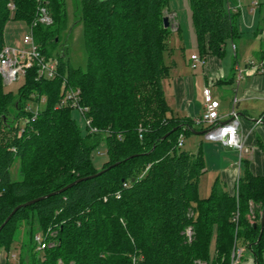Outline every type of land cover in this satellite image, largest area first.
<instances>
[{
    "label": "trees",
    "instance_id": "obj_1",
    "mask_svg": "<svg viewBox=\"0 0 264 264\" xmlns=\"http://www.w3.org/2000/svg\"><path fill=\"white\" fill-rule=\"evenodd\" d=\"M43 1L52 24L37 23L32 33L40 52L57 62V75L36 81V70H28L16 93L5 92L0 77V227L16 207L72 186L18 209L0 229V252L25 233L18 264H232L239 247L263 264L264 175H252L244 162L230 189L217 180L200 198L202 152L177 145L196 130L192 120L173 116L165 99L172 68L164 62L172 33L163 27L167 0H80L84 67L65 60L66 47L52 55L67 29L66 3ZM226 2L188 0L200 57H222L238 35ZM40 5L0 0V49L7 24L19 21L28 31ZM63 84L78 91L95 132L86 126L83 135L73 109L60 106ZM42 97V110L24 111ZM103 137L108 160L96 175L91 153ZM36 235L54 245L37 250Z\"/></svg>",
    "mask_w": 264,
    "mask_h": 264
},
{
    "label": "crops",
    "instance_id": "obj_2",
    "mask_svg": "<svg viewBox=\"0 0 264 264\" xmlns=\"http://www.w3.org/2000/svg\"><path fill=\"white\" fill-rule=\"evenodd\" d=\"M248 2L249 0L226 2L227 10L235 16L238 35L224 45L222 57L207 56L203 65L191 69L190 57L198 54L195 43V50H192L184 61L185 67L180 60L172 63L173 76L165 80L166 86L163 82L165 99L171 114L179 118L194 121L201 117L204 107L202 92L206 86L210 90L212 100L219 102L218 114L221 121L228 120L232 102L236 100L234 109L240 120L239 136L244 142L242 153L228 149L220 142L206 140L204 133L208 127L194 125L196 132H203L205 140L195 151L202 152L205 174L209 172V176L225 183L228 189L243 175L244 162H247V169L252 175H264V3L262 0H253L251 4ZM177 23L175 28L181 33H175L178 36L177 46L182 45L184 48L186 40H190L189 44L192 46V38L195 42V35L191 21L190 27L182 25V20ZM4 43L10 47L17 46L14 41H6L5 34ZM230 55L233 60L226 61ZM189 70L198 71L197 75H188ZM241 249V260L237 264H254L252 255L246 249ZM12 252L13 250L9 253L1 251L0 264H18V258ZM244 253H247L246 257ZM262 259L264 264V254Z\"/></svg>",
    "mask_w": 264,
    "mask_h": 264
},
{
    "label": "built area",
    "instance_id": "obj_3",
    "mask_svg": "<svg viewBox=\"0 0 264 264\" xmlns=\"http://www.w3.org/2000/svg\"><path fill=\"white\" fill-rule=\"evenodd\" d=\"M41 5L38 7L37 19L23 37V47L16 48L4 45L0 49V77L5 85H10L17 82L19 79L25 78L28 70H36V81L41 80H52L57 75V62H50L39 50L36 44L32 29L36 24L44 26H50L52 20L47 12L43 0H37ZM168 21H173L171 28L173 31L176 30L174 27V14H170ZM170 24V22H169ZM264 61V58H263ZM204 64V58L198 54H193L189 60V66L191 69H196L198 66ZM63 99L60 106L69 105L73 110H78L80 114H83L82 109L78 104V91H74L62 85ZM203 113L200 118L193 121L194 125H206L207 131L204 133V138L208 141L220 142L224 147L228 149L237 150L239 153L244 151V142L239 136L240 120L234 109L236 100L232 102V108L229 113V118L226 121H221L218 114L219 102L212 100L210 90L208 87H204L203 92ZM32 106H37L33 110ZM28 105L24 111L37 113L39 111V104ZM86 126L90 132H95V129L90 127V121L84 120ZM178 147L183 146V136L180 135L177 141ZM190 230H187V234ZM34 240L37 245V250H44L47 247H51L54 244H50L45 241L41 235H36ZM242 249L236 248L232 253V264H237L241 256ZM59 264H61L59 262Z\"/></svg>",
    "mask_w": 264,
    "mask_h": 264
},
{
    "label": "rangeland",
    "instance_id": "obj_4",
    "mask_svg": "<svg viewBox=\"0 0 264 264\" xmlns=\"http://www.w3.org/2000/svg\"><path fill=\"white\" fill-rule=\"evenodd\" d=\"M254 1L258 2L260 0H254ZM252 2L253 0H249L248 3L251 4ZM65 3H66L65 5H66L68 25H67V29L60 34L59 43L56 45V48L52 51V55L56 53H60V50L66 47L65 60L69 61V63L73 67H84L85 52L83 50L82 27L80 23H77L78 17L80 16V0H65ZM262 3H264V0H262ZM12 9L13 6H11V10ZM169 12L174 13V21H175L174 27L175 24L176 26L178 25L177 21H180L181 23V20H182V25L185 24L187 26L189 25V21H191V19H190V9L188 5V0H167V4L164 10V16H166L168 19L169 16H171L170 14H168ZM169 22H170L169 30L172 32L168 39V46L170 48V52L167 55L165 54L164 62L166 65H172V63H174L175 61L180 60L183 63V66L185 67L184 61L187 59L188 56H190L192 50H195L194 38H192V46H190L189 44L190 40H186V46H184V48L180 44H179L180 46L178 47L176 43L177 42L176 40H178V36L175 34L177 30L173 31L171 28L173 21H169ZM26 32H27V27L24 23L19 21H11L8 23L7 29L5 31V39L8 42L14 41L18 47L22 48L23 47L22 41ZM178 34L181 33L179 32ZM232 58L233 57L230 55V57H228L226 61H231L233 60ZM48 60L53 63L56 62L54 60V57H48ZM197 72L198 71L194 72L189 70L188 75L194 76L197 75ZM170 76H173V72L170 73ZM23 82L24 80L21 78L17 82L10 85H5L3 82L2 84L4 85L5 92L16 93L19 87L22 86ZM164 82H165L164 86H166L167 81ZM44 106H45V99L42 97V100L39 104V110H42ZM32 107L33 110L37 108V106H32ZM10 112L12 115L15 114V112L12 110ZM71 116L79 126L81 133L84 135L86 133V123L80 112L78 110H72ZM200 143L203 144L205 143L203 135L202 136L189 135L183 138L184 147L182 149L186 152L195 154L196 153L195 151L198 150L197 147ZM107 160L108 158L106 156V143L103 137L98 147L91 153V161L94 168L98 172H100L102 171V167L107 162ZM10 174L13 180L18 179V161H16L12 166ZM209 175L210 174L208 172L200 177V181H199L200 198H206L209 195L211 185L217 181V178ZM251 220L254 221V218L252 217ZM191 235L192 234L190 231V233L187 234V236L191 237ZM17 238H18L16 240L17 243L18 241H21L23 243L28 240V237L27 235H25V233H20ZM17 243H15V245L11 250H13L12 253H14L19 259L21 255V250L20 247L17 246ZM210 253L211 255H213L214 253V239L212 240L211 243ZM244 256L246 257L247 253H244Z\"/></svg>",
    "mask_w": 264,
    "mask_h": 264
},
{
    "label": "water",
    "instance_id": "obj_5",
    "mask_svg": "<svg viewBox=\"0 0 264 264\" xmlns=\"http://www.w3.org/2000/svg\"><path fill=\"white\" fill-rule=\"evenodd\" d=\"M169 26H170V24H169L168 18H167L166 16H163V27H164L165 29H167V28H169ZM194 134H195V135H202L203 132H196V131H195ZM101 173H102V171L98 172L96 175L101 174ZM71 186H72V184L66 186V187H65L64 189H62L61 191H58V192H56V193H52V194L47 195V196H45V197H42V198H39V199H36V200L30 201V202H28V203H26V204H24V205H21V206L16 207V208L13 210V212L9 215V217L5 220L4 224L7 223V222L9 221V219L12 217V215H13L18 209H20L21 207H25V206H27V205L34 204V203H36V202H38V201H41V200L47 199L48 197L54 196V195H56V194H58V193H61V192L65 191L66 189L70 188ZM4 224L0 227V229L4 226ZM263 225H264V216L262 215L261 220H260V232H259V237H258V239H257V242L259 241V239H260V237H261V234H262V231H263Z\"/></svg>",
    "mask_w": 264,
    "mask_h": 264
}]
</instances>
